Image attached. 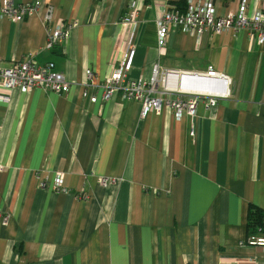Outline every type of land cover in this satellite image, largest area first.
<instances>
[{
  "label": "crops",
  "instance_id": "crops-1",
  "mask_svg": "<svg viewBox=\"0 0 264 264\" xmlns=\"http://www.w3.org/2000/svg\"><path fill=\"white\" fill-rule=\"evenodd\" d=\"M137 1L0 0L40 5L19 23L0 14V67L29 55L69 83L64 94L0 91L10 97L0 102V264H264V249L249 245L251 213L264 219V44L244 30L197 39L170 29L159 51L158 14L186 0H141L132 35L121 19ZM48 5L50 30L75 24L53 50ZM212 5L215 16L264 13V0ZM130 36V79L211 66L231 81L229 96L179 119L169 109L141 118L140 102H103L99 87L90 103L85 71L100 83Z\"/></svg>",
  "mask_w": 264,
  "mask_h": 264
},
{
  "label": "built area",
  "instance_id": "built-area-1",
  "mask_svg": "<svg viewBox=\"0 0 264 264\" xmlns=\"http://www.w3.org/2000/svg\"><path fill=\"white\" fill-rule=\"evenodd\" d=\"M141 0L130 5L128 14L121 19V23L132 27V35L137 28V16L141 11ZM184 9L170 8L158 14L156 19L157 42L159 51L165 47V38L170 29L180 30L192 36L199 37L204 32H211L220 35L231 31L237 33L241 30L247 31L252 39L264 44V13L258 12L249 15L244 12L243 7L234 12H229L223 16H215L212 0H205L202 3H195L193 0H186ZM39 3H24L14 6L5 2L0 5L2 17L14 23H19L27 17L38 15ZM52 9L47 6L44 16L46 24V44L45 50H53L62 45L69 36L70 30L75 26L74 23L59 22L54 29L50 30L48 25L51 20ZM128 46L123 51L121 58L112 67L109 74L100 83H95V74L87 69L85 76L87 82L84 84L85 90L83 98L90 103L96 102V97L88 93V88H101L102 101L108 102L117 93L120 94L122 101H137L141 103L140 117L145 118L151 112H160L162 109L173 110L179 119L182 113L190 118L196 115L197 105L203 103L207 108L215 107L221 99L227 98L230 94L229 87L231 81L214 71L209 66L203 74L191 76L183 71L172 69L159 70L154 67L149 80L142 78L130 79L128 74L131 71L135 55V44L130 39ZM205 82L212 85L215 93L198 92L187 90L185 81ZM174 81V84H171ZM196 84V83H193ZM185 86V87H183ZM42 89L44 91L64 94L69 89V83L64 76L55 71L52 62L38 65L31 56L25 57L14 67H0V91L7 93L14 89L22 92H29L32 89ZM7 94L0 93V102H9ZM189 136H195V130L191 127ZM102 185L107 184L106 179L99 180ZM8 215L0 213V221L6 223ZM249 245L264 249V219L262 224L256 227V236L249 240Z\"/></svg>",
  "mask_w": 264,
  "mask_h": 264
},
{
  "label": "bare ground",
  "instance_id": "bare-ground-1",
  "mask_svg": "<svg viewBox=\"0 0 264 264\" xmlns=\"http://www.w3.org/2000/svg\"><path fill=\"white\" fill-rule=\"evenodd\" d=\"M185 83L187 84V90H191V91H198V92H209V93H215L217 92L216 90L212 89V85L207 84L205 82H198V81H185ZM196 83V84H193ZM171 84H174V81H171ZM185 87V86H183Z\"/></svg>",
  "mask_w": 264,
  "mask_h": 264
},
{
  "label": "trees",
  "instance_id": "trees-1",
  "mask_svg": "<svg viewBox=\"0 0 264 264\" xmlns=\"http://www.w3.org/2000/svg\"><path fill=\"white\" fill-rule=\"evenodd\" d=\"M178 9V8H177ZM252 218L249 219V226L257 227L260 225L261 214L257 211L251 213Z\"/></svg>",
  "mask_w": 264,
  "mask_h": 264
},
{
  "label": "water",
  "instance_id": "water-1",
  "mask_svg": "<svg viewBox=\"0 0 264 264\" xmlns=\"http://www.w3.org/2000/svg\"><path fill=\"white\" fill-rule=\"evenodd\" d=\"M186 74H189V75H191V76H194V75H195L194 73H186Z\"/></svg>",
  "mask_w": 264,
  "mask_h": 264
}]
</instances>
